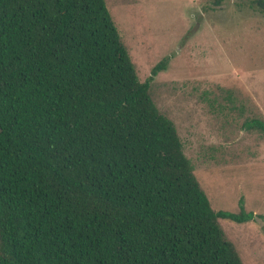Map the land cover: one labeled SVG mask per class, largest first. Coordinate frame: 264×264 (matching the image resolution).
<instances>
[{"label": "trees", "instance_id": "obj_1", "mask_svg": "<svg viewBox=\"0 0 264 264\" xmlns=\"http://www.w3.org/2000/svg\"><path fill=\"white\" fill-rule=\"evenodd\" d=\"M164 66L139 82L104 0H0V264H242L218 220L259 215L210 208Z\"/></svg>", "mask_w": 264, "mask_h": 264}, {"label": "rangeland", "instance_id": "obj_2", "mask_svg": "<svg viewBox=\"0 0 264 264\" xmlns=\"http://www.w3.org/2000/svg\"><path fill=\"white\" fill-rule=\"evenodd\" d=\"M254 0H104L139 82L165 61L149 93L174 125L213 211L242 264H264V14Z\"/></svg>", "mask_w": 264, "mask_h": 264}]
</instances>
